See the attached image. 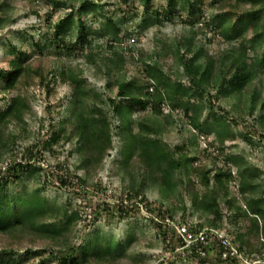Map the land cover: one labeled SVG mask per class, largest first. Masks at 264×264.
<instances>
[{
    "label": "trees",
    "instance_id": "16d2710c",
    "mask_svg": "<svg viewBox=\"0 0 264 264\" xmlns=\"http://www.w3.org/2000/svg\"><path fill=\"white\" fill-rule=\"evenodd\" d=\"M51 1L55 8L65 7L71 10L64 18L55 23L54 37L48 40V44L47 42H34L35 38L30 37L31 44L35 49L42 52L48 45L54 46L56 43L57 47L64 46V38H61V35L74 20L72 7L76 3L78 4L76 11L78 16L77 40L86 43L88 33L82 20V14L94 7V3L90 0ZM141 1L146 7L147 15H150V10L155 14L152 20L147 19L151 23L150 25H161L174 20L176 15L174 9L178 5L176 0H169L165 9L162 7L150 8L153 0ZM185 1L191 15L200 11L199 0ZM231 1L228 0V5L240 8L242 14L237 17L235 22L225 26L223 35L229 40L238 39L242 34L239 33L240 30L235 25L239 23L245 33L251 28V37L244 40L242 35V42H237V44L239 43L237 48H228L216 56L207 52L203 47L196 49L194 46L195 31L192 32L194 35L174 42V50L171 52L175 53L177 59L181 57L182 65L173 79L169 78L170 73L167 74L160 67L158 61L146 64L142 78L128 79L126 75H122L121 71L125 69V63L135 58L132 54L134 47L129 48L127 53L123 50H113L115 49L114 43L120 40L115 36L119 28L116 22L109 18L110 26L104 29L103 35L110 37L107 47L111 52L109 51L107 54L105 52L103 60L107 73L118 75L116 76L119 89L117 95L124 97L126 103L119 106L113 98H109L108 102L114 113L122 120L117 125V134L120 136L122 152L125 154L121 163L122 169L126 173L129 172L128 182L123 183V190L127 197L129 199L139 198L140 201L149 204L147 192L154 186L164 197L176 198L180 193L179 187L185 184L181 176L182 173L188 178V186L192 187L189 194L193 205L200 213V219L197 222L186 220L185 214L179 219L176 211L160 204L158 207L150 208L151 211H157L158 217H160H156V220L153 219V224L162 234L166 250H174L184 243L177 237L174 226L169 224L166 219L172 221L173 224H186L190 230L201 228L222 230L227 226L226 220L237 227L232 236L228 229L225 231H229L227 234L239 251L249 258H264V241L260 238V224L264 236V181L260 180L259 171L252 170L247 166L245 168L240 166L242 171L236 178L237 183L235 184V179H233L235 176L231 173V167L220 163L219 156L213 153L215 148L218 149V153L220 152L219 155L224 152L223 138L220 140L218 138L221 145L216 146L212 143L213 141H210L207 145L201 146V152L215 161L211 165L202 163L199 159L200 156L192 155L188 145L171 146L163 139L164 132L168 129L167 123L172 116L166 111L177 110L181 107L190 130L193 128L198 131V134H195L194 142L199 144L200 135L203 133L200 130L208 131L196 117L197 112L201 114L206 108L203 103H198L205 97L209 98L208 106L211 108L213 107V98L233 94L241 97V94L249 87L252 91L250 95H245L249 103L248 106L246 105L247 112L250 115H254L256 112L260 96L258 80L264 75V0H235L233 3ZM0 12H3L1 5ZM4 13L0 16V28L8 23L5 10ZM218 17L223 22L225 21V14H218ZM251 50L256 55L251 56ZM257 51L259 53H256ZM10 52L13 55L9 61L10 67L0 68V93L4 96L11 92H15V94H12L9 99L0 98V102L6 101L5 106L0 105V160L12 153L17 135L20 138L23 131L28 128L27 115L30 113L31 106L22 93L21 85L30 82L34 75L42 77L44 71L41 65L36 66L31 62L32 55L27 50L11 45ZM91 55L89 54V58ZM82 72V69L74 71L71 66L59 72L63 81L69 83L72 88L69 100L72 115L63 118L60 121L61 125L44 143V147L49 150L53 148V145L63 144V142L74 145L73 151L80 160L76 166V172L77 170L83 171L80 176L75 174L76 181L80 183H77L78 188L79 185L86 187L88 182L96 177L99 169L104 166L106 157L112 151L114 128L117 127L113 125L114 120L103 107L102 94L89 87L87 81L82 77ZM183 79H187L188 84L185 85ZM212 90L215 91V94H212ZM124 107L131 110L127 120L122 119L125 117ZM147 109L149 110L148 114L136 119L132 118L134 110L144 111ZM260 109L264 110V101L261 103ZM260 116V119L264 120V113ZM17 129L20 134L16 132ZM39 151L37 145L28 148L29 156L13 163L8 160V165L4 170L1 167L5 164L0 163V171L2 169L3 172L0 178V234H7L11 242L20 238H28L30 243L41 240L50 246L57 247L61 254L58 256L51 252L50 255L58 257V264H85L92 260L98 264H119V260L127 253L131 239L122 243L111 238L104 240L97 236L76 247L71 246L69 242L73 232L72 226L80 220L79 212H69L66 206L50 201L47 196L40 193L39 188L25 199L21 196L10 198L5 193L8 183L11 181H20L24 174L31 172L32 169L33 172L43 169L35 164V154ZM226 158L232 165H236L237 162L232 154L228 153ZM59 167L62 168V166ZM5 173L6 175H4ZM69 177L66 174L62 175L60 182L62 186L76 183ZM122 179L124 180L125 177ZM231 189L234 192H231ZM239 198L245 201L248 207L246 210V206H243ZM185 208L183 206V209ZM60 211L63 212V215L58 216ZM247 216H249L250 224L246 221ZM213 244L214 249L218 251L216 243L213 242ZM42 252L41 249L27 248L23 253L31 256L40 255ZM17 253L18 250L14 249L0 250V264H20L15 258ZM187 258L196 260L197 264L226 263H223L220 258L216 260L202 256L196 258L192 254H188ZM242 263L238 258H232L227 264Z\"/></svg>",
    "mask_w": 264,
    "mask_h": 264
},
{
    "label": "rangeland",
    "instance_id": "374dc122",
    "mask_svg": "<svg viewBox=\"0 0 264 264\" xmlns=\"http://www.w3.org/2000/svg\"><path fill=\"white\" fill-rule=\"evenodd\" d=\"M90 1L94 3V7L82 14V20L88 33L87 42L82 43L77 40L78 16L76 11L78 4L76 3L72 7L74 20L61 35V38H64V46L57 47L56 43L54 46L48 45L42 52H39L31 44L30 37L35 38L34 42L40 41L48 44V40L54 37L55 23L64 18L71 9L55 8L51 0H0L3 8L0 16L5 14V10L8 19V23L0 28V68L10 67L9 61L13 58L10 48L11 45H16L30 52L31 62L36 66L41 65L44 69L42 77L34 75L30 82L21 85L22 93L31 106L30 113L27 115L28 128L23 131L21 137L19 135L20 138L17 135L12 153L0 160L2 164H6L8 160L12 163L16 162L18 159L29 156L27 149L37 145L40 151L35 154V164L43 169L38 172H33L32 169L31 172L25 173L20 181H11L5 193L10 198L21 196L25 199L39 188L40 193L47 196L50 201L66 206L69 212H79L80 220L72 226L73 232L69 242L71 246L76 247L97 236L104 240L111 238L122 243L131 239L127 253L119 260V264H197L196 260L183 256L182 254L185 255L183 250L178 251L177 248L166 250L162 234L153 224V219L156 220L158 213L150 210L151 207H158L160 204L176 211L179 219L185 214L186 220L197 222L200 219V213L192 203L189 194L192 187L188 186V178L183 173L181 174L185 184L179 187L180 193L178 192L179 195L176 198H166L152 186L147 192L149 204L140 201L139 198L129 199L123 190V183L129 180V172H124L121 164L125 154L122 152V143L117 134V125L122 120L114 113L108 101L109 98H113L121 106L126 103V100L117 95L119 89L116 76L118 75L108 74L104 65V53L107 54L111 50L107 47L110 37L104 36L103 31L110 26L109 18H111L119 28L115 36L120 38L114 43L115 49L113 50H123L127 53L129 48L134 47L132 54L135 58L125 63V69L121 71L122 75H126L128 79L142 78L146 64L158 61L160 67L167 74L170 73L169 78L173 79L182 65L181 57L177 59L175 53L171 52L174 50V42L194 35L192 32L195 31V48L203 47L207 52L218 56L228 48H237L239 46L237 42H242L243 37L244 40L250 38L251 28L245 33L242 26L237 23L235 26L239 28V33L243 37L241 35L236 40L226 39L223 35L225 26L235 22L242 14L240 8L229 6L228 0H199L200 11L195 15L189 13L190 9L185 0H176L178 5L174 9L176 12L174 20L161 25H150L147 19L152 20L155 14L150 10V15H147L146 7L141 0ZM233 1L235 0L231 2ZM168 3L169 0H153L150 8L165 9ZM218 14H225L224 22ZM89 54H92L91 58ZM250 54L254 56L255 52L251 50ZM69 66L74 71L82 69V77L92 90L102 94L103 107L114 120L113 125L117 126L114 128L113 148L110 155L106 157L104 166L99 169L96 177H93L86 187L79 185V188L75 174L80 176L83 171L77 170L76 172V166L80 160L73 151L74 145L63 142V144L53 145L50 150L44 147L45 141L61 125L60 121L72 115V107L69 108L72 88L59 75L62 69ZM187 81L183 79L185 85L188 84ZM258 89L260 96L254 115H250L246 107L249 104L246 98L252 91L249 87L245 89L241 97L233 94L213 98L211 108L208 106L209 98L207 97L198 102L203 103L206 108L201 114L197 112L196 117L208 130H200L203 133L200 135L199 144L194 142L198 131L193 128L190 130L184 119L183 109L180 107L177 110L166 111L172 116L167 123L168 129L163 135L164 141L171 146L188 145L192 155L200 156L202 163L211 165L215 161L205 156L201 148L210 141H213L212 143L216 146L221 145L219 140L223 138L224 152L219 155L218 149L212 146L215 148L213 153L219 156L220 163L231 167V173L235 176L234 183H237L236 178L242 171L240 166L258 170L260 180L264 181V120L260 119V115L264 113V110L260 109L264 101V75L258 80ZM212 92L215 94V91L212 90ZM12 94L15 92L7 96L0 93V98L9 99ZM5 102L1 101L0 105L5 106ZM124 110L125 117L122 119L127 120L131 110L128 107H124ZM148 111V109L134 110L132 118L136 119L148 114ZM16 132L20 134L18 129ZM202 136L205 139H202ZM210 138L212 139L209 140ZM228 153L234 156L237 163L236 165L232 163L235 166L226 158ZM65 167L69 170H65ZM64 174L70 176L69 178L76 183L62 186L60 182ZM123 177H125L124 180ZM232 187L234 189V186ZM233 189L231 192H234ZM239 199L243 206H246L245 201ZM183 206L186 208L183 209ZM247 208L246 206L245 210ZM60 215H63V212L60 211L58 216ZM246 219L250 224L249 216ZM225 224L227 228H223L222 231L228 229L230 232H227L232 236L237 227L230 221L225 220ZM18 240L11 242L7 234H0V250H18L15 258L20 264H58V257L50 255L51 252L58 256L61 254L57 247L50 246L41 240L34 243H30L28 238ZM27 248L41 249L43 252L40 255H25L23 252ZM85 264L98 263L92 260Z\"/></svg>",
    "mask_w": 264,
    "mask_h": 264
},
{
    "label": "built area",
    "instance_id": "2783aa9c",
    "mask_svg": "<svg viewBox=\"0 0 264 264\" xmlns=\"http://www.w3.org/2000/svg\"><path fill=\"white\" fill-rule=\"evenodd\" d=\"M202 139H205L204 136H202ZM211 139L212 138L209 140ZM6 165H8V162L1 168L4 170ZM2 175L3 172L1 169L0 178ZM166 221L174 226V229L177 232V237L184 242L183 245L176 249L178 251L183 250L185 253V255L181 253L183 256L187 257L188 254H192L193 257L196 258L199 256L209 257L214 260L220 258L223 263L226 262L225 264H227L232 258H238V260L243 262L242 264H264V258H249L243 252H240L232 242L231 237L224 230L222 231L220 229L213 228L190 230L186 224H173L169 219H166ZM260 230V238L264 241L261 224ZM213 242H215L218 246V251L214 249ZM201 245H203L205 249Z\"/></svg>",
    "mask_w": 264,
    "mask_h": 264
}]
</instances>
